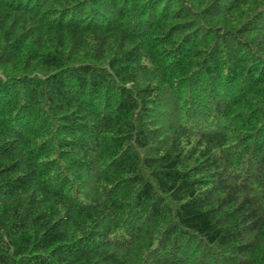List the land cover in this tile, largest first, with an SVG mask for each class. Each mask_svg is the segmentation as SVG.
<instances>
[{
  "label": "trees",
  "instance_id": "obj_1",
  "mask_svg": "<svg viewBox=\"0 0 264 264\" xmlns=\"http://www.w3.org/2000/svg\"><path fill=\"white\" fill-rule=\"evenodd\" d=\"M142 1L0 0V264H264V0Z\"/></svg>",
  "mask_w": 264,
  "mask_h": 264
},
{
  "label": "bare ground",
  "instance_id": "obj_2",
  "mask_svg": "<svg viewBox=\"0 0 264 264\" xmlns=\"http://www.w3.org/2000/svg\"><path fill=\"white\" fill-rule=\"evenodd\" d=\"M98 1H99V0H98ZM100 2H101V1H100ZM114 2H115V1H114ZM143 2H144V0L142 1V3H143ZM161 2H162V1H161ZM149 3H150V2H149ZM102 4H103V2H102ZM140 4H141V3H140ZM98 5H99V4H98ZM104 5H105V4H104ZM145 5H146V4H145ZM99 6H100V5H99ZM141 6H142V4H141ZM182 6H183V5H182ZM200 6H201V5H200ZM143 7H144V6H142V8H143ZM186 7H187V6H186ZM179 8H180V7H179ZM199 8H200V7H199ZM226 8H227V7H226ZM182 9H183V8H182ZM189 9H190V8H189ZM177 10H178V9H177ZM179 10H180V9H179ZM208 10H209V9H208ZM222 10H223V9H222ZM190 12H191V11H190ZM175 14H176V13H175ZM194 14H195V13H194ZM201 14H202V13H201ZM221 15H223V14L221 13ZM210 17H211V15H210ZM215 17H216V16H215ZM218 17H219V16H218ZM223 17H224V16H223ZM179 18H180V17H179ZM207 18H208V17H207ZM237 18H238V17H237ZM237 18H236V19H237ZM198 19H199V18H198ZM217 19H218V18H217ZM138 20H139V19H138ZM141 20H142V18H141ZM203 20H204V19H203ZM206 20H207V19H206ZM76 21H77V20H76ZM162 21H163V20H162ZM170 21H171V20H170ZM174 21H175V20H174ZM166 22L169 23L168 20H167ZM166 22H165V20H164V23H166ZM171 22H172V21H171ZM178 22H179V19H178ZM178 22H177V23H178ZM209 23H210V22H209ZM215 23H216V22H215ZM237 23H238V22H237ZM173 24H174V23H173ZM217 24H218V23H217ZM222 24H223V23H222ZM239 24H240V22H239ZM212 25H213V24H212ZM219 25H220V24H219ZM223 25H224V24H223ZM245 25H246V24H245ZM196 26H199V25H196ZM210 26H211V25H210ZM213 26H214V25H213ZM233 26H234V25H233ZM243 26H244V25H243ZM257 26H258V25H257ZM257 26H256V27H257ZM202 27H203V26H202ZM206 27H207V26H206ZM200 28H201V27H200ZM214 28H216V27H214ZM195 29H196V28H195ZM218 29H219V28H218ZM237 29H238V28H237ZM197 30H198V29H197ZM189 31H190V30H189ZM233 31H234V30H233ZM200 32H201V31H200ZM203 32H205V31H203ZM217 32H218V31H217ZM229 32H230V31H229ZM256 32H257V30H256ZM259 33H260V32H259ZM212 34L215 35V33H212ZM261 34H262V33H261ZM229 35H230V34H229ZM247 35H248V34H247ZM250 35H251V34H250ZM255 35H256V33H255ZM201 36H202V35H201ZM218 36H219V35H218ZM222 36H223V35H222ZM224 36H225V35H224ZM231 36H232V35H231ZM142 37H143V36H142ZM228 37H229V36H228ZM252 37H253V36H252ZM191 38H192V37H191ZM143 39H144V37H143ZM195 39H196V37H195ZM225 39H226V38H225ZM236 39H237V38H236ZM256 39H257V38H256ZM258 39H259V38H258ZM146 40H147V39H146ZM192 40H193V39H192ZM213 40H215V39H213ZM149 41H150V40H149ZM235 41H236V40H235ZM240 41H241V40H240ZM240 41H239V42H240ZM254 41H255V40H254ZM179 42H180V41H179ZM236 42H237V41H236ZM256 42H258V41H256ZM228 43H229V41H228ZM252 43H253V42H252ZM176 45H177V44H176ZM228 45H229V44H228ZM235 45H236V44H235ZM240 45H241V44H240ZM248 46H249V45H248ZM186 47H189V46L186 45ZM210 47H211V46H210ZM220 47H221V46H220ZM177 48H178V47H177ZM180 48H181V47H180ZM180 48H179V49H180ZM221 48H222V47H221ZM244 48H245V47H244ZM249 48H250V47H249ZM222 49H223V48H222ZM184 50H185V49H184ZM220 50H221V49H220ZM224 50H225V49H224ZM241 50H242V48H241ZM248 50H249V49H248ZM263 50H264V49H263ZM182 51H183V50H182ZM210 51H211V49H210ZM174 52H175V51H174ZM223 52H224V51H223ZM243 52H244V51H243ZM185 53H186V52H185ZM236 53H237V52H236ZM251 53H252V52H251ZM256 54H257V53H256ZM168 55H169V54H168ZM247 55H248V54H247ZM170 56H171V55H169V58H170ZM208 56H210V55H208ZM241 56H242V55H241ZM172 57H173V56H172ZM172 57H171V58H172ZM180 57H181V56H180ZM218 57H219V56H218ZM226 57H227V55L225 56V58H226ZM243 57H244V56H243ZM173 58H174V57H173ZM221 58H222V57H221ZM245 58H246V57H245ZM248 58H250V57H248ZM263 58H264V56H263ZM239 59H240V58H239ZM241 59H242V58H241ZM252 59H255V58L253 57ZM252 59L250 58L251 61H252ZM259 59H260V58H259ZM219 60H220V59H219ZM242 60H243V59H242ZM206 61H208V59H207ZM226 61H227V60H226ZM251 61H250V62H251ZM255 61H256V60H255ZM260 61H261V59H260ZM120 62H121V61H120ZM173 62H174V61H173ZM240 62H241V61H240ZM240 62H239V63H240ZM257 62H258V61H257ZM219 63H220V62H219ZM225 63H226V62H225ZM251 64H252V63H251ZM214 66H215V65H214ZM242 66H243V65H242ZM178 67H179V66H178ZM215 67H216V66H215ZM219 67H220V66H219ZM243 67H244V66H243ZM246 67H247V66H246ZM246 67H245V68H246ZM220 68H221V67H220ZM220 68H218V69H220ZM251 68H253V67H251ZM223 69H224V68H223ZM253 69H254V68H253ZM178 70H179V68H178ZM201 70H203V69H201ZM237 71H238V70H237ZM209 72H210V71H209ZM209 72H208V73H209ZM219 72H220V71H219ZM244 72H245V71H244ZM244 72H243V73H244ZM261 72H262V71H261ZM44 73H45V72H44ZM200 73H201V71H200ZM204 73H205V72H204ZM255 73H256V72H255ZM234 75H235V74H234ZM199 76H200V75H199ZM205 76H206V75H205ZM221 76H222V74H221ZM207 77H208V76H207ZM230 77H231V76H230ZM237 77H238V76H237ZM200 78H201V77H200ZM202 78H203V77H202ZM204 78H206V77H204ZM208 78H209V77H208ZM245 78H246V77H245ZM246 79H247V78H246ZM253 79H254V77H253ZM187 80H188V79H187ZM224 80H225V79H224ZM224 80H223V81H224ZM243 80H245V79H243ZM205 82H206V81H205ZM205 82H204V83H205ZM209 82H210V81H209ZM217 82H218V81H217ZM220 82H221V81H220ZM262 82H263V81H262ZM201 83H202V82H201ZM228 83H229V82H228ZM233 84H234V82H233ZM243 84H244V83H243ZM243 84H242V85H243ZM204 85H205V84H204ZM210 85H211V84H210ZM248 85H249V82H248ZM250 85H251V84H250ZM258 85H259V84H258ZM184 86H185V85H184ZM212 86H213V85H212ZM228 86H229V85H228ZM230 86H231V85H230ZM255 86H256V85H255ZM255 86H254V87H255ZM201 87H202V86H201ZM206 87H207V86H206ZM214 87H215V86H214ZM216 87H217V86H216ZM226 87H227V86H226ZM252 87H253V86H252ZM254 87H253V88H254ZM257 87H258V86H257ZM236 89H238V88H236ZM193 90H194V89H193ZM215 90H216V89H215ZM246 90H247V89H246ZM189 91H190V90H189ZM200 91H201V90H200ZM203 91H204V90H203ZM205 91H207V90H205ZM216 91H217V90H216ZM231 91H232V90H231ZM236 91H237V90H236ZM242 91H243V90H242ZM257 91H258V90H257ZM224 93H225V92H224ZM233 93H234V92H233ZM236 93H237V92H236ZM238 93H239V92H238ZM246 93H247V92H246ZM205 94H206V93H205ZM207 94H208V93H207ZM248 94H249V93H248ZM233 95H234V94H233ZM197 96H198V95H197ZM203 96H205V95H203ZM206 96H207V95H206ZM223 96H224V95H223ZM229 96H230V95H229ZM229 96H228V97H229ZM235 96H236V95H235ZM231 100H232V99H231ZM202 102H203V101H202ZM257 103H258V102H257ZM200 104H201V103H200ZM230 104H231V103H230ZM249 105H250V104H249ZM251 106H252V105H251ZM260 106H261V105H260ZM225 107H226V106H225ZM257 107H258V106H257ZM261 107H262V106H261ZM253 108H254V107H253ZM224 110H225V109H224ZM240 110H241V109H240ZM259 110H260V109H259ZM230 111H231V110H230ZM242 111H244V110H242ZM255 111H256V110H255ZM237 112H238V111H237ZM247 112H248V111H247ZM232 113H233V110H232ZM240 113H241V112H240ZM244 113H245V112H244ZM256 113H257V112H256ZM258 113H259V112H258ZM252 114H253V113H252ZM257 115H258V114H257ZM253 116H254V115H253ZM250 117H251V116H250ZM260 117H261V116H260ZM234 118H235V117H234ZM244 118H245V117H244ZM248 118H249V117H248ZM257 118H259V117H257ZM257 118H256V119H257ZM256 119H255V120H256ZM253 120H254V119H253ZM257 120H258V119H257ZM247 122H248V121H247ZM252 122H253V121H252ZM257 122H258V121H257ZM247 124H248V123H247ZM257 125H258V124H257ZM111 128H112V127H111ZM88 130H89V129H88ZM94 132H95V131H94ZM90 133H91V132H90ZM108 134H109V133H108ZM88 136H89V135H88ZM99 137H100V136H99ZM99 137H98V138H99ZM110 138H111V136H110ZM34 147H35V146H34ZM88 148H89V147H88ZM27 149H28V148H27ZM32 149H33V147H32ZM31 152H32V151H31ZM46 152H47V151H46ZM48 152H49V151H48ZM33 153H34V152H33ZM49 153H50V152H49ZM224 153H225V152H224ZM45 154H46V153H45ZM47 156H48V155H47ZM232 162H233V161H232ZM227 163H228V162H227ZM242 168H243V167H242ZM106 169H107V168H106ZM110 169H111V168H110ZM246 169H247V168H246ZM223 172H224V171H223ZM103 174H104V173H103ZM109 176H110V175H109ZM228 178H229V177H228ZM241 180H242V179H241ZM87 181H88V180H87ZM205 186H206V185H205ZM208 193H209V192H208ZM219 198H220V197H219ZM217 201H218V200H217ZM223 203H224V202H223ZM62 204H63V203H62ZM214 204H215V203H214ZM215 205H216V204H215ZM225 211H226V209H225ZM222 212H223V211H222ZM191 230H192V229H191ZM195 230H196V229H195ZM198 233H199V232H198ZM195 236H196V235H195ZM193 238H194V236H193ZM192 240H193V239H192ZM187 241H188V240H187ZM190 241H191V240H190ZM190 241H188V242H190ZM194 241H195V239H194ZM192 242H193V241H192ZM192 242H191V243H192ZM191 243H190V244H191ZM210 243H211V242H210ZM206 245H207V243H206ZM215 246H216V245H215ZM212 247H213V246H212ZM183 248H184V247H183ZM224 248H225V247H224ZM212 249H213V248H212ZM214 250H215V249H214ZM186 254H187V253H186ZM184 255H185V254H184ZM195 256H196V255H195ZM192 257H193V256H192ZM197 257H198V255H197ZM193 259H195V258H193ZM194 262H196V261H194ZM179 263H180V262H179ZM182 263H183V261H182Z\"/></svg>",
  "mask_w": 264,
  "mask_h": 264
}]
</instances>
